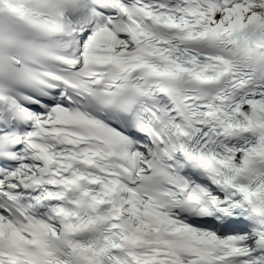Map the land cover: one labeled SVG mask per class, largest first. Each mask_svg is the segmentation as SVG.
<instances>
[{
	"label": "snow or ice",
	"instance_id": "obj_1",
	"mask_svg": "<svg viewBox=\"0 0 264 264\" xmlns=\"http://www.w3.org/2000/svg\"><path fill=\"white\" fill-rule=\"evenodd\" d=\"M0 264H264V0H0Z\"/></svg>",
	"mask_w": 264,
	"mask_h": 264
}]
</instances>
